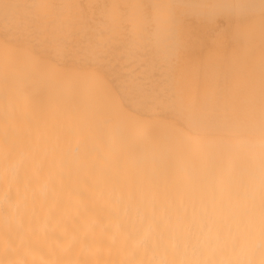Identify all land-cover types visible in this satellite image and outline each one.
Returning <instances> with one entry per match:
<instances>
[{"label":"clouds","instance_id":"9594fccd","mask_svg":"<svg viewBox=\"0 0 264 264\" xmlns=\"http://www.w3.org/2000/svg\"><path fill=\"white\" fill-rule=\"evenodd\" d=\"M35 2L38 26L83 23L78 0ZM257 4L157 0L127 31L114 9L86 71L0 56V117L15 107L42 129L13 142L0 121V264H264V54L201 53L204 88L177 78L176 100L159 101L172 116L163 123L120 112L97 86L105 45L174 70L194 25L242 28Z\"/></svg>","mask_w":264,"mask_h":264},{"label":"bare ground","instance_id":"6f19581e","mask_svg":"<svg viewBox=\"0 0 264 264\" xmlns=\"http://www.w3.org/2000/svg\"><path fill=\"white\" fill-rule=\"evenodd\" d=\"M5 1H21L26 4L33 2V0ZM81 1H86L88 10L97 12L96 16L87 22L90 28L86 31V38L77 44V49L62 48V45L57 44L52 47L47 44L48 34L44 33L43 36L40 32L30 34L36 32H31L33 23H27L21 42L16 46L10 44L1 46L0 56L8 59L25 58L37 65L54 66L63 71H86L95 59L94 48L99 44L100 38L106 35L101 27L105 22L106 15L103 14L105 11L118 10L127 31L132 27L137 9H143L151 16L157 7V0H78ZM59 4V0H52L51 7ZM187 44L191 53L188 63L174 70L144 59L126 50L121 44L105 45L103 57L105 75L98 79L97 86L104 93L106 102L145 124L170 121L171 114L160 106L159 101L167 93H172L171 99L176 100L175 81L185 73L192 87L197 90L204 88L208 68L201 53L216 46H223L237 57L243 56L246 49L251 51L252 56L264 54V11L257 4L254 14L247 18L242 28H236L230 22L215 27L196 24L191 28ZM219 89L221 95L231 94L230 83L226 79L220 81ZM25 91L30 96L34 94L32 87ZM244 99L245 94L242 93L239 100L243 103ZM0 121L5 126L6 139L13 142L34 138L42 131L37 119L15 107L11 111L6 108ZM86 183L90 185L91 181ZM80 195L83 196L85 193L81 191Z\"/></svg>","mask_w":264,"mask_h":264},{"label":"rangeland","instance_id":"374dc122","mask_svg":"<svg viewBox=\"0 0 264 264\" xmlns=\"http://www.w3.org/2000/svg\"><path fill=\"white\" fill-rule=\"evenodd\" d=\"M35 0L33 2L26 4L21 1L9 2L5 1L0 3V47L3 45H12L16 46L22 40L23 30L26 27L27 23H33L30 34H48L46 37L48 39L47 44L54 47V44L62 45V48H67L70 50L77 49V44L86 38L87 30L90 28V25L87 24L92 18L96 15L97 10H88L86 7V1L78 2V7L81 9V14L83 17V23L80 25H74L72 31L62 30V31H53L51 27L44 28L37 25L35 9L37 8ZM61 7V4L52 6L53 9H58ZM111 12V9H108L103 14L106 16ZM89 13V15H88ZM54 23V21H53ZM38 32V33H37ZM48 32V33H47Z\"/></svg>","mask_w":264,"mask_h":264}]
</instances>
